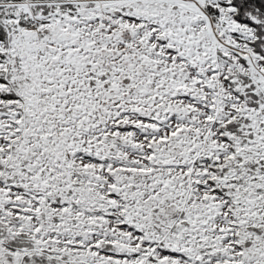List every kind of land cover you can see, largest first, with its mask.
Returning <instances> with one entry per match:
<instances>
[{
	"label": "snow or ice",
	"instance_id": "snow-or-ice-1",
	"mask_svg": "<svg viewBox=\"0 0 264 264\" xmlns=\"http://www.w3.org/2000/svg\"><path fill=\"white\" fill-rule=\"evenodd\" d=\"M0 264H264V0H0Z\"/></svg>",
	"mask_w": 264,
	"mask_h": 264
}]
</instances>
